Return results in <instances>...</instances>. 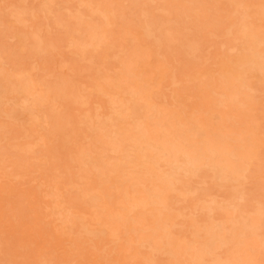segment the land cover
I'll use <instances>...</instances> for the list:
<instances>
[{"label": "bare ground", "instance_id": "6f19581e", "mask_svg": "<svg viewBox=\"0 0 264 264\" xmlns=\"http://www.w3.org/2000/svg\"><path fill=\"white\" fill-rule=\"evenodd\" d=\"M25 175L108 264H264V0H0V194Z\"/></svg>", "mask_w": 264, "mask_h": 264}, {"label": "rangeland", "instance_id": "374dc122", "mask_svg": "<svg viewBox=\"0 0 264 264\" xmlns=\"http://www.w3.org/2000/svg\"><path fill=\"white\" fill-rule=\"evenodd\" d=\"M52 32H58L59 28L51 17ZM66 48L56 60L68 59ZM207 64L214 67L213 54L205 57ZM22 159L32 161L29 156ZM31 184L29 175L17 179L15 190L12 194H0V264H37L39 258L44 256L48 264H108L109 259L115 260L117 253L108 250L105 256L97 250L86 246L72 248L68 245L66 236L62 234L56 223L50 218H45L42 223L38 216L29 210L30 205H25L30 200ZM264 182L251 180L248 184L255 197L264 198ZM42 204H46V198L39 193ZM11 200L15 201L16 216L12 217ZM27 209L29 213L20 217V212ZM10 212V213H9Z\"/></svg>", "mask_w": 264, "mask_h": 264}]
</instances>
